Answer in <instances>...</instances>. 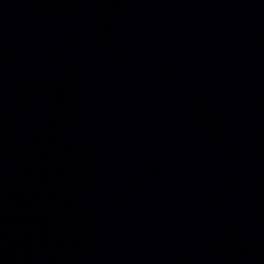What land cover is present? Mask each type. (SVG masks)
<instances>
[{"label": "water", "instance_id": "obj_1", "mask_svg": "<svg viewBox=\"0 0 264 264\" xmlns=\"http://www.w3.org/2000/svg\"><path fill=\"white\" fill-rule=\"evenodd\" d=\"M0 264H264V0H0Z\"/></svg>", "mask_w": 264, "mask_h": 264}]
</instances>
